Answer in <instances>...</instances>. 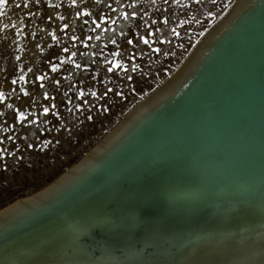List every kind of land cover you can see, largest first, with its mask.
I'll return each mask as SVG.
<instances>
[{
    "label": "bare ground",
    "instance_id": "1",
    "mask_svg": "<svg viewBox=\"0 0 264 264\" xmlns=\"http://www.w3.org/2000/svg\"><path fill=\"white\" fill-rule=\"evenodd\" d=\"M249 1L96 151V176L91 155L66 173L92 146L1 207L0 264H264V0L240 14Z\"/></svg>",
    "mask_w": 264,
    "mask_h": 264
},
{
    "label": "rangeland",
    "instance_id": "2",
    "mask_svg": "<svg viewBox=\"0 0 264 264\" xmlns=\"http://www.w3.org/2000/svg\"><path fill=\"white\" fill-rule=\"evenodd\" d=\"M233 1L0 4V209L78 161Z\"/></svg>",
    "mask_w": 264,
    "mask_h": 264
},
{
    "label": "water",
    "instance_id": "3",
    "mask_svg": "<svg viewBox=\"0 0 264 264\" xmlns=\"http://www.w3.org/2000/svg\"><path fill=\"white\" fill-rule=\"evenodd\" d=\"M238 1H243V0H237V2ZM255 1H259V0H255ZM250 2H252V0H250L248 3H250ZM242 3H244V2H242ZM241 3V4H242ZM254 2H252L251 4H249V6H247L246 8H244V9H242L241 11V13L240 14H242V13H244L247 9H249L250 7H252V4H253ZM247 5V4H246ZM231 7V6H230ZM229 7V8H230ZM243 7V6H242ZM240 10V9H239ZM226 13V12H225ZM224 13V14H225ZM224 14H222L215 22H214V24H211L205 31H204V33L200 36V38L197 40V42L193 45V47L191 48V50L188 52V54L186 55V57L184 58V60L180 63V65L175 69V71H174V73L175 72H177L178 70H180L183 66L185 67L182 71H185L186 69H187V67H188V64L191 62V60L194 58V56L198 53L197 51L200 49V46H201V44H202V46H203V43H205L206 42V44L207 43H209V41L212 39V37L214 36V34L215 33H219L220 31H222L229 23V21L227 22L226 21V19L230 16L229 14H227V16H226V14L224 15ZM226 21V22H225ZM223 22L225 23V24H223ZM228 23V24H227ZM223 25V27H221ZM205 44V45H206ZM232 44H231V42L229 41V43H228V45H227V47H230ZM181 71V72H182ZM186 72V71H185ZM172 76H170V77H168L164 82L166 83H169V81H170V79H172L171 78ZM163 82V83H164ZM162 87V85L160 84L159 86H157L154 90H152L143 100H141V101H139V102H137L134 106H132L131 107V109L122 117V119L120 120V121H118V123L114 126V128L112 129V130H110V132L104 137V138H102L96 145H94L93 146V148H92V150H90L89 152H87L74 166H73V168H71V170H69L70 172H66V173H71L72 171H73V169H75L77 166H79L80 164H83L84 163V161H86L88 158H89V155H91L90 157L92 158V157H94L93 158V160H92V162H91V164H89L88 165V167H87V170L85 171L86 173H90L89 174V176L88 177H94V176H96L100 171H99V169H96V165L97 164H95V162L98 160L97 158H98V155L96 154L97 152L96 151H98V149H100V147H102L103 145H105L110 139H111V137H113V135H115V131H116V129H117V127H120V125H122L123 123H124V121H126V119H128L129 117H131V115L133 114V113H135L137 110H140V109H143V107H144V105H145V103H147L150 99H152L153 97H155V95H156V93H158L159 91H160V89H163V88H161ZM165 96V95H164ZM163 96V97H164ZM162 99V98H161ZM158 100V99H157ZM158 101H160V100H158ZM157 101V102H158ZM157 102H155L154 101V103H157ZM153 103V104H154ZM153 104L151 103V104H149L148 106H147V109L148 108H150L151 106H153ZM146 108V107H145ZM146 109V110H147ZM145 111V110H144ZM143 112V111H142ZM117 134V133H116ZM110 143V142H109ZM106 145H108V144H106ZM94 149V150H93ZM92 151V152H91ZM97 155V156H96ZM96 156V157H95ZM67 174V175H68ZM86 175V174H85ZM84 177V176H83ZM61 179V177L60 178H58L53 184H51V185H49V186H47L44 190H42V192H39V195H43L44 193L45 194H47L46 193V191H48V190H51V189H53L54 187H56L55 185H57V183H59V181H61L60 180ZM58 181V182H57ZM243 190H241V191H237V192H242ZM38 193V192H37ZM58 193H61V190L58 192ZM57 193V194H58ZM63 193L64 192H62L60 195H63ZM44 194V195H45ZM57 194H55V195H57ZM36 195V194H35ZM65 195V194H64ZM26 199H29V198H26ZM50 199V197L48 198H45L44 199V201L43 202H41L40 204H38L39 206H41L42 205V203H45L47 200H49ZM53 199V198H52ZM23 200H25V199H23ZM182 200L180 199V198H177V199H175L174 200V202L175 203H180ZM39 206H37V207H39ZM8 213H10V211L8 212Z\"/></svg>",
    "mask_w": 264,
    "mask_h": 264
},
{
    "label": "snow or ice",
    "instance_id": "4",
    "mask_svg": "<svg viewBox=\"0 0 264 264\" xmlns=\"http://www.w3.org/2000/svg\"><path fill=\"white\" fill-rule=\"evenodd\" d=\"M3 3H5V0H0V4H3ZM25 6H26V4H25ZM135 13H133V15H134ZM129 43H131V41H129ZM135 67V66H134ZM21 79H23V77H21ZM129 79H131V77H129ZM109 91H111V90H109ZM93 95H95V93H92ZM76 107L77 108H79L80 107V105H76ZM44 111L45 112H47L48 111V109H44ZM89 119H91V117H89ZM28 147H32V145H28ZM3 153H0V155H2Z\"/></svg>",
    "mask_w": 264,
    "mask_h": 264
}]
</instances>
